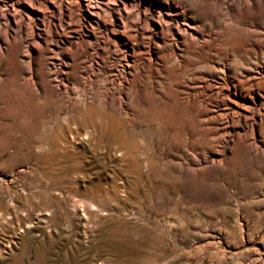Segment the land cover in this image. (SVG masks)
Wrapping results in <instances>:
<instances>
[{
	"label": "rangeland",
	"instance_id": "1",
	"mask_svg": "<svg viewBox=\"0 0 264 264\" xmlns=\"http://www.w3.org/2000/svg\"><path fill=\"white\" fill-rule=\"evenodd\" d=\"M0 264H264V0H0Z\"/></svg>",
	"mask_w": 264,
	"mask_h": 264
},
{
	"label": "bare ground",
	"instance_id": "2",
	"mask_svg": "<svg viewBox=\"0 0 264 264\" xmlns=\"http://www.w3.org/2000/svg\"><path fill=\"white\" fill-rule=\"evenodd\" d=\"M86 107V106H85ZM84 108V107H83ZM90 108H91V106H90ZM93 109V108H92ZM83 110V109H82ZM85 111V110H84ZM89 111V110H88ZM93 111V110H92ZM87 112V111H86ZM87 114H88V112H87ZM84 115V114H83ZM91 115V114H90ZM106 115V114H105ZM89 116V115H88ZM99 116V115H98ZM112 116V115H111ZM99 118V117H98ZM103 118H105V117H103ZM114 118V117H113ZM95 119V118H94ZM97 119V118H96ZM106 119V118H105ZM115 119V118H114ZM88 120V119H87ZM99 120V119H98ZM109 120V119H108ZM94 121V120H93ZM92 121V122H93ZM97 121V120H96ZM112 121V120H111ZM114 121H116V119L114 120ZM84 122V121H83ZM106 122V121H105ZM109 123V122H108ZM114 123V122H113ZM113 123H111V125L113 124ZM110 124V123H109ZM115 124V123H114ZM88 125V124H87ZM96 125V124H95ZM104 125V124H103ZM116 125V124H115ZM109 126V125H108ZM119 126V125H118ZM94 127V126H93ZM105 127V126H104ZM107 127V126H106ZM111 127V126H110ZM45 128V127H44ZM43 128V129H44ZM105 129V128H104ZM108 129V128H107ZM112 129V128H111ZM115 129V128H114ZM119 129V128H118ZM102 130V129H101ZM113 130V129H112ZM116 130V129H115ZM117 131V130H116ZM95 132V131H94ZM106 132V131H105ZM102 133V132H101ZM95 134V133H94ZM45 135V133H43V136ZM93 137V136H92ZM135 142V141H134ZM134 142H133V144H134ZM140 142V141H139ZM136 143V142H135ZM140 145V144H139ZM36 146H38V144L36 145ZM135 147H136V145H134ZM137 147H138V145H137ZM141 147V146H140ZM140 147H138V149L140 148ZM123 149V148H122ZM127 150V149H126ZM131 150H133V148L131 149ZM124 151V150H123ZM136 151V150H135ZM140 151V150H139ZM141 151H142V149H141ZM130 153V152H129ZM124 154V153H123ZM125 154H126V152H125ZM127 155H128V153H127ZM131 155H133V153L131 152ZM137 155V154H136ZM125 157V156H124ZM127 157V156H126ZM132 157V156H131ZM133 159H134V157H133ZM132 159V160H133ZM137 159V158H136ZM135 160V159H134ZM129 162V161H128ZM132 164V163H131ZM134 164V163H133ZM139 165V164H138ZM135 166V165H134ZM156 180V179H155ZM57 189V188H56ZM91 192V191H90ZM106 192H104V194H105ZM96 194V193H95ZM100 195V194H99ZM103 195V194H102ZM96 196V195H95ZM94 197V196H93ZM106 197V196H105ZM108 197V196H107ZM97 198V197H96ZM101 198H102V196H101ZM100 198V199H101ZM91 199V198H90ZM94 199V198H93ZM97 200V199H96ZM116 201V200H115ZM101 203V202H100ZM94 204V203H93ZM96 205V204H95ZM101 205V204H100ZM102 206V205H101ZM82 208V207H81ZM86 208V207H85ZM94 208V207H93ZM92 208V209H93ZM96 210V209H95ZM94 211V210H93ZM72 212V211H71ZM95 212V211H94ZM97 214V213H96ZM73 215V214H72ZM77 215V214H76ZM107 215V214H106ZM81 216V215H80ZM79 216V217H80ZM19 217V216H18ZM104 223V222H103ZM35 226V225H34ZM33 226V227H34ZM36 228H37V226H36ZM28 233V232H27Z\"/></svg>",
	"mask_w": 264,
	"mask_h": 264
}]
</instances>
